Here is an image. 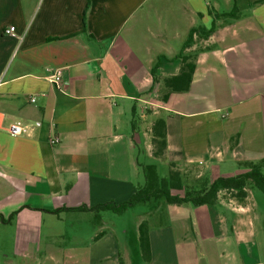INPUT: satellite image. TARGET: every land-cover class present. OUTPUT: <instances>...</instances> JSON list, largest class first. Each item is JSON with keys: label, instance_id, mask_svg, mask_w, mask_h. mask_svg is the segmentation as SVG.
Here are the masks:
<instances>
[{"label": "crops", "instance_id": "crops-1", "mask_svg": "<svg viewBox=\"0 0 264 264\" xmlns=\"http://www.w3.org/2000/svg\"><path fill=\"white\" fill-rule=\"evenodd\" d=\"M235 1L236 17L188 50L190 90L165 102L190 31L210 29L211 11L232 13L233 0H0V264H264V199L252 188L242 202L222 193L214 206L150 210L137 250L94 213L65 210L128 201L145 183L141 165L198 179L264 160V0ZM49 70H62V89ZM134 108L143 133L132 131ZM158 119L164 160L152 154ZM16 122L41 126L13 136Z\"/></svg>", "mask_w": 264, "mask_h": 264}, {"label": "trees", "instance_id": "trees-1", "mask_svg": "<svg viewBox=\"0 0 264 264\" xmlns=\"http://www.w3.org/2000/svg\"><path fill=\"white\" fill-rule=\"evenodd\" d=\"M234 1V11L229 14L220 15L219 13L211 15L214 22L210 29L205 27L193 28L179 55L181 60L180 73L177 76L169 77L163 80L167 90L163 101L167 102L169 97L174 93H186L190 90L193 77L196 71V54L188 50L193 48L196 39L206 40L211 37L217 30L216 20L220 17H236L237 8ZM160 67V60L156 62L152 69V75L155 85L158 83L157 70ZM138 119L136 108L133 109L131 127L133 133L137 132ZM152 135V154L157 160H164L168 148L167 140V123L164 119H158L151 128ZM240 168L247 171L245 173L223 177L219 176L213 180L200 177L194 179L190 184L187 183L188 176L185 170L180 169L176 164H171L167 173L161 175L155 164L141 165L145 183L143 186L137 187L130 199L123 203L108 202L94 207L81 206L73 209H65L67 211L92 212L96 219L107 221L105 214L112 213L114 215H122L137 205H147L150 210L154 211L162 205L185 206L193 205L214 206L219 202L222 193L229 197L242 202L248 196L250 188H257L264 193V160L259 162H240ZM60 210H57L58 213ZM98 237V236H97ZM139 242L145 258L150 257L149 245V227L147 221H143L139 226Z\"/></svg>", "mask_w": 264, "mask_h": 264}, {"label": "rangeland", "instance_id": "rangeland-1", "mask_svg": "<svg viewBox=\"0 0 264 264\" xmlns=\"http://www.w3.org/2000/svg\"><path fill=\"white\" fill-rule=\"evenodd\" d=\"M140 117H141V115L139 114L138 115L139 129H140V133L141 132L143 133L144 132V126H143L144 124L141 123ZM147 157H148V154L146 153V150L142 149L143 161L146 160ZM156 165L158 166V171L161 175L167 173L169 166L164 161L156 163ZM217 166L222 168V165L217 164ZM236 166H239L238 163L236 164ZM193 173H194L193 170L186 172V175L188 176V178H187L188 184H190L194 181V179H195L194 176L198 172H196L195 174H193ZM217 173H218L217 169H216V172H207V174L205 175V178H207L209 180H213L216 177L215 175H217ZM192 176H193V178H192ZM252 190L254 191V193L257 196H260V198L264 199V193L262 191H260L257 188H252ZM190 206H193V205H190ZM148 213H150V207L149 206L137 205L122 215H114L112 213H109L108 216H109L110 220H107L106 223L109 224L110 226L113 225L115 227V230H116L117 234L119 235V239L121 240V242L123 244L127 245L129 247V249H131V250L134 249L135 247L137 250V248H138L137 244L135 245V237L138 235L137 224L142 220V218H143V220L148 219L147 218Z\"/></svg>", "mask_w": 264, "mask_h": 264}, {"label": "built area", "instance_id": "built-area-1", "mask_svg": "<svg viewBox=\"0 0 264 264\" xmlns=\"http://www.w3.org/2000/svg\"><path fill=\"white\" fill-rule=\"evenodd\" d=\"M7 35H12L15 32V27H10L8 30L5 31ZM50 79L52 84L59 89H62L66 83L62 79V70H49ZM37 98L35 96L30 97V102L32 104L36 103ZM1 121V120H0ZM41 122H36L33 125L16 122L13 124H10L6 131L13 135V136H22V135H28L29 131L32 130V128L40 127ZM60 143V139L57 136H54L50 139V144L52 146H55Z\"/></svg>", "mask_w": 264, "mask_h": 264}]
</instances>
